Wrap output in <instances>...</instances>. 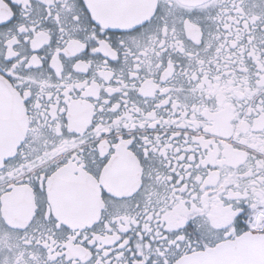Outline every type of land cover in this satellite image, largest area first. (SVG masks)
Masks as SVG:
<instances>
[{
	"label": "snow or ice",
	"instance_id": "1",
	"mask_svg": "<svg viewBox=\"0 0 264 264\" xmlns=\"http://www.w3.org/2000/svg\"><path fill=\"white\" fill-rule=\"evenodd\" d=\"M0 264H264V0H0Z\"/></svg>",
	"mask_w": 264,
	"mask_h": 264
}]
</instances>
